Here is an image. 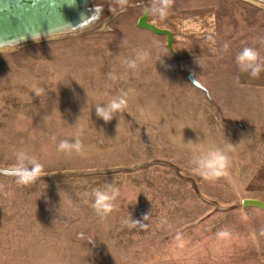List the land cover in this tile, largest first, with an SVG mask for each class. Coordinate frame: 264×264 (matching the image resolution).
Returning a JSON list of instances; mask_svg holds the SVG:
<instances>
[{"label":"rangeland","instance_id":"1","mask_svg":"<svg viewBox=\"0 0 264 264\" xmlns=\"http://www.w3.org/2000/svg\"><path fill=\"white\" fill-rule=\"evenodd\" d=\"M202 1L173 0L171 7ZM211 1L219 14L233 13L238 28V13H264V0ZM158 6L89 0L87 16L71 27L0 44V168L24 151L48 174L31 185L0 174L1 264H174L263 247L253 246L252 216L209 202L232 198L244 183L240 173L253 169L246 165L250 131L205 98L190 78L202 80L200 68L192 74L167 35L138 25ZM147 12L149 21L159 16ZM123 92V113L107 123L96 116L97 106ZM76 139L81 151L59 150L62 140ZM227 143L234 146L227 174L206 179L194 170L196 157ZM106 184L120 194L102 217L84 194ZM221 231L230 236L220 238Z\"/></svg>","mask_w":264,"mask_h":264},{"label":"crops","instance_id":"2","mask_svg":"<svg viewBox=\"0 0 264 264\" xmlns=\"http://www.w3.org/2000/svg\"><path fill=\"white\" fill-rule=\"evenodd\" d=\"M202 2L189 7H171L165 18L157 16L151 21L172 30L173 47L178 58L189 64L192 74L200 68L202 80L199 82L207 93L205 98L215 102L226 121L238 123L244 132L250 131V156L246 165H253V169L240 173L239 178H243L244 183L232 198L218 201L208 195V200L252 216L253 246L259 244L263 247L253 249L252 254L226 250L200 256L187 255L185 260L176 259L173 263L264 264V234L261 233L264 209L254 204L245 206L241 202L251 198L264 202V71L258 77H252L250 72L241 71L236 61L237 54L244 47H253L264 57V13L235 12L241 20V28H238L237 20L231 16L233 13L230 15L224 11L219 14L214 1ZM210 86L216 87L215 93ZM13 260L10 258L5 262L11 264Z\"/></svg>","mask_w":264,"mask_h":264},{"label":"clouds","instance_id":"3","mask_svg":"<svg viewBox=\"0 0 264 264\" xmlns=\"http://www.w3.org/2000/svg\"><path fill=\"white\" fill-rule=\"evenodd\" d=\"M121 5L126 3V0H119ZM173 4V0H159V6L156 8L146 9L154 14H158L161 19L165 18L168 13V9ZM236 61L241 71L250 72L252 77H258L261 71H264V57L260 55L257 49L253 47H244L236 56ZM130 68L136 67L134 60L128 62ZM115 79V77H113ZM44 89L41 87H34V94L40 96ZM132 90L129 89V92ZM129 92H123L120 95L113 97L108 103L99 105L95 108L96 116L102 119L104 122L111 121L117 113H123L127 107V97ZM54 139V138H53ZM83 145L80 139H76L75 142H69L68 140H62L58 148L61 151H81ZM234 146L231 143H227L225 148H216L202 154L195 159V171L203 177L213 178L220 175L227 174V170L231 165V158L228 155L233 150ZM0 174L9 175L15 178L16 183L21 185H31L40 180L41 177L48 175L44 171V165L32 155L24 151L16 153L15 161L12 165L4 168H0ZM0 185V189H2ZM120 194V190L114 187L112 184H106L103 189H94L91 194L85 193V196L91 195L94 199L92 201V207L96 212L103 216H106L113 211L115 204L114 201ZM10 195V193H5ZM85 203H88L86 200ZM144 219H148L145 215ZM127 222L130 227H136L139 221L131 219V215L128 214ZM142 227H146L141 225ZM264 234V229L261 230ZM220 238H228L230 233L228 231H221L218 233ZM179 240V237H177ZM180 246L183 247L181 241Z\"/></svg>","mask_w":264,"mask_h":264},{"label":"water","instance_id":"4","mask_svg":"<svg viewBox=\"0 0 264 264\" xmlns=\"http://www.w3.org/2000/svg\"><path fill=\"white\" fill-rule=\"evenodd\" d=\"M89 0H0V44L21 41L36 34L49 31H58L64 27H71L76 22H81L89 10L86 3ZM149 14L145 12L138 18V25L146 30L160 35H167V46L174 53V33L169 28H161L153 21H149ZM192 82L200 85L193 75ZM203 88V86H202ZM245 206L258 205L264 209V202L257 198L243 199Z\"/></svg>","mask_w":264,"mask_h":264}]
</instances>
